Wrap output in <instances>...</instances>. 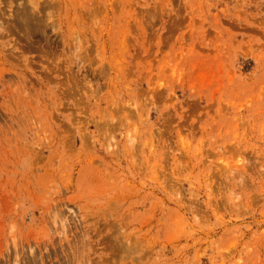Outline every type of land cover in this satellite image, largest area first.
<instances>
[{
    "label": "rangeland",
    "instance_id": "1",
    "mask_svg": "<svg viewBox=\"0 0 264 264\" xmlns=\"http://www.w3.org/2000/svg\"><path fill=\"white\" fill-rule=\"evenodd\" d=\"M0 264H264V0H0Z\"/></svg>",
    "mask_w": 264,
    "mask_h": 264
}]
</instances>
